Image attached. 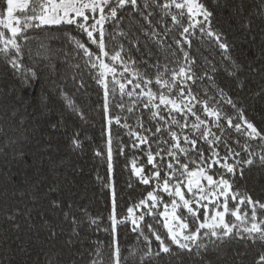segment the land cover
I'll return each instance as SVG.
<instances>
[{"label": "snow or ice", "instance_id": "obj_1", "mask_svg": "<svg viewBox=\"0 0 264 264\" xmlns=\"http://www.w3.org/2000/svg\"><path fill=\"white\" fill-rule=\"evenodd\" d=\"M259 8L264 18V0ZM214 17L205 0H0V57L15 72L25 80L37 75L24 62L29 32L55 29L73 46L71 54L64 53V62L69 55L84 58L102 92L101 143L94 155L105 166V176L97 173V180L110 193L109 225L103 229L110 239L93 243L87 264H151L162 254L187 257L188 264H215L213 257L222 264H264V194L254 195L245 186L253 168L264 171V123L250 119L245 100L221 86L214 57L201 59L192 53L195 37L206 41L226 62L223 70L236 89L245 87L244 69L232 57V43ZM253 23L243 17L240 27L251 31ZM261 45L264 61V38ZM40 48L36 55L50 61L53 72L62 71L50 55L51 46L42 43ZM28 54L31 57V49ZM78 87L83 88V82ZM60 94L86 121L87 114L75 101L63 89ZM260 99L264 101V92ZM80 136L79 131L71 135L73 150L82 147ZM116 157L126 161L128 188L135 178L146 189L126 214L118 212ZM52 193H57L55 199ZM43 195L48 207L62 210L79 235L83 221L70 216L72 204L63 210L65 201L55 186ZM32 198L36 202L40 197L33 193ZM82 211L91 225L100 227V217H92L87 208ZM21 214L13 211L8 220L14 222ZM23 215L31 223L32 210ZM37 215L45 216V210ZM121 225H130L143 246L124 253ZM41 227L48 233L45 239L52 240L60 225L44 218ZM233 242L245 247L224 259ZM54 248L45 264H66ZM19 251L26 249L19 246ZM0 264H5L2 258ZM6 264L23 261L9 257ZM77 264H84L83 259Z\"/></svg>", "mask_w": 264, "mask_h": 264}, {"label": "trees", "instance_id": "obj_2", "mask_svg": "<svg viewBox=\"0 0 264 264\" xmlns=\"http://www.w3.org/2000/svg\"><path fill=\"white\" fill-rule=\"evenodd\" d=\"M205 2L215 13L214 24L223 28L232 43L231 55L244 69L241 78L246 77L245 87L236 89L235 81L223 70L226 62L206 41L195 37L192 53L201 59L214 57V63L220 68L218 82L226 91L232 90L233 95L238 94L245 100L249 118L260 125L264 123V101L260 99L264 92V61L260 50L264 18L260 16V0H220L219 5L213 4L212 0ZM238 9H242L240 14H237ZM243 17L253 19L251 31L240 27ZM29 35L32 39L24 47V62L34 67L35 77L25 80L0 57V258L5 264L9 257L23 261V264H45L50 259L49 249L54 245V251L61 254L60 258L66 264H77L82 259L87 264V253L93 243L98 239L105 242L110 239L109 233L103 231L109 225L110 193L103 182L97 180V173L105 176V166L94 155V149L101 143L103 120L98 105L102 103V92L90 78L84 58L69 55L68 61L64 62V53L71 54L73 46L61 31L30 30ZM42 43L51 46L50 55L62 71L53 72L49 67L50 61L36 55L37 51H43L40 48ZM77 63L79 68L73 66ZM73 76L76 77L75 82ZM81 82L83 88L78 87ZM61 89L87 114L86 121L79 119L68 107L60 94ZM59 121H63V125L53 129L51 125ZM75 131L81 133L82 147L73 150L70 137ZM125 163L123 157H116L114 178L119 197L118 212L121 214H126L127 207L146 191L135 178L133 187L128 188L129 172L124 168ZM52 186L58 189L59 197L65 201L63 210H69L67 205L71 203L70 216L83 221L77 229L79 235L72 231L70 220H64L62 210L48 207L43 194ZM245 186L254 195L264 194V171L253 168L246 174ZM33 193L40 197L36 202L33 201ZM56 197L57 193L51 194V198ZM42 208L45 216H38L37 212ZM84 208L92 217L101 218L99 228L83 217ZM29 209L33 215L31 223L23 215ZM17 210L22 214L16 221H9L8 216ZM44 218L60 225L52 240L45 239L48 233L41 227ZM130 227L121 225L118 228L124 253L133 246H143V241H137ZM69 239L72 240L71 245L66 244ZM38 240L43 243H37ZM19 246L26 251L21 253ZM243 247L245 245L233 242L227 247L224 259H231L233 250ZM213 258L215 264H222ZM151 264H188V260L183 256L177 259L162 254Z\"/></svg>", "mask_w": 264, "mask_h": 264}]
</instances>
